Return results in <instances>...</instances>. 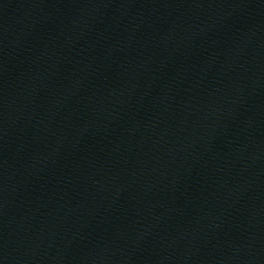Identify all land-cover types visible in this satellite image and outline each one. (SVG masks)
<instances>
[{"label": "water", "instance_id": "obj_1", "mask_svg": "<svg viewBox=\"0 0 264 264\" xmlns=\"http://www.w3.org/2000/svg\"><path fill=\"white\" fill-rule=\"evenodd\" d=\"M0 264H264V0H0Z\"/></svg>", "mask_w": 264, "mask_h": 264}]
</instances>
